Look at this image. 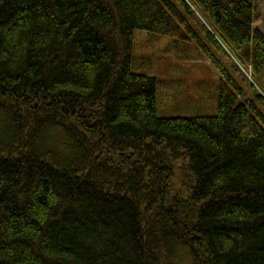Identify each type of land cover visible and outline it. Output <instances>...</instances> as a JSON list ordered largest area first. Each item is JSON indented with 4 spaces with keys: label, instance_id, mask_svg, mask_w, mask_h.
<instances>
[{
    "label": "trees",
    "instance_id": "obj_1",
    "mask_svg": "<svg viewBox=\"0 0 264 264\" xmlns=\"http://www.w3.org/2000/svg\"><path fill=\"white\" fill-rule=\"evenodd\" d=\"M259 0H0V264H264ZM194 42L217 113L158 116L134 32Z\"/></svg>",
    "mask_w": 264,
    "mask_h": 264
},
{
    "label": "rangeland",
    "instance_id": "obj_2",
    "mask_svg": "<svg viewBox=\"0 0 264 264\" xmlns=\"http://www.w3.org/2000/svg\"><path fill=\"white\" fill-rule=\"evenodd\" d=\"M259 14L255 27L264 31V0L258 1ZM133 69L154 76L158 83V116H212L217 113L220 75L212 64L196 53L194 42L157 35L147 31L134 32ZM231 60L248 80L247 94L264 97V72L257 77L249 63H239L236 51L223 43Z\"/></svg>",
    "mask_w": 264,
    "mask_h": 264
}]
</instances>
